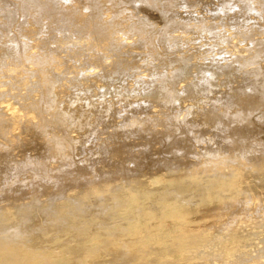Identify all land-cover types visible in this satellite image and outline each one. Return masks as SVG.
Instances as JSON below:
<instances>
[{"label": "bare ground", "instance_id": "bare-ground-1", "mask_svg": "<svg viewBox=\"0 0 264 264\" xmlns=\"http://www.w3.org/2000/svg\"><path fill=\"white\" fill-rule=\"evenodd\" d=\"M66 1L0 0L1 133L21 130L0 147V264H264V145L226 142L260 135L264 43L235 15L193 18L230 4L264 24V0H131L162 24L142 10L126 31Z\"/></svg>", "mask_w": 264, "mask_h": 264}, {"label": "rangeland", "instance_id": "rangeland-1", "mask_svg": "<svg viewBox=\"0 0 264 264\" xmlns=\"http://www.w3.org/2000/svg\"><path fill=\"white\" fill-rule=\"evenodd\" d=\"M98 4L101 8H103V10L105 12H107L105 15L109 16V18H112V16H114L113 20L115 22H118V23H122L121 25V30L122 31H126L128 30L127 27L130 25V19L131 17H129L130 15H133L135 16V14L137 13H140L142 10H144V12H141L140 15L142 16H146L148 17L149 21L150 22H153L155 25L157 24H162V21H161V18L159 16V14L155 11L154 8H151V7H146L144 5H138V9L139 11L136 9L137 6H135V3H130L131 0H123L125 1L126 3H119L120 1L122 0H98ZM163 2H171V4L175 5L173 3L174 0H162ZM62 6L64 7V12L62 13V15H65V17H74L77 21H80V22H83V21H89V15L91 14V1L90 0H69V1H66V2H62ZM103 4V5H102ZM141 6V7H140ZM234 5H231L230 4H226V7L224 8V11L223 10H218L217 8H213L212 10H201V5L200 3H197L195 4V9L198 10L200 13L196 16H193V18H195V21L197 20V22H201L203 20H208L209 18H212V17H215V21H219V22H223L224 20H226V18L229 16V15H235L237 18H239L243 23L246 24V27L251 31L252 33V36L253 37H256L259 41L263 42L264 43V24L261 23V21H259L258 19H260V15L259 14H256V13H253V14H239L237 9H234L233 8ZM74 8V9H73ZM141 8V9H140ZM106 9V10H105ZM125 9V10H123ZM120 10H123V12H120ZM18 17V18H17ZM20 16H16L15 20H17V22L14 20L10 26V33L13 32V29L16 28V26H18L17 24H20V22L22 21V17ZM236 21V20H235ZM135 22V21H134ZM15 23V24H14ZM15 27H14V26ZM229 29V28H228ZM224 30L222 29V31L226 34L228 31H229V34L233 35L234 31L237 30L236 28H233V27H230L229 30ZM242 30V29H241ZM239 34L241 33H244V31H238ZM47 32L45 31V34ZM228 34V33H227ZM238 34V33H236ZM47 35V34H46ZM204 43V42H203ZM60 56L63 58L66 53L65 51L63 52H60ZM62 54H64L62 56ZM256 64L257 66L259 67L258 69V73H256L255 75L251 74L250 78H249V81H254V82H260V81H264V55H262V53H260V56H258L256 58ZM83 66V65H82ZM85 66V65H84ZM83 66V67H84ZM87 71V70H86ZM120 81H118V79L116 78L115 79V76H114V81L113 83L115 82V86H117L120 82H122L121 79H119ZM116 83H118L116 85ZM119 86V85H118ZM101 90V89H99ZM113 95V94H111ZM110 94L107 95L108 97L111 96ZM262 95L260 94V92H252L251 93V96H250V99H251V103L253 105H255L257 102H260L257 100V98ZM115 99V97H113V100ZM264 103V101L262 102ZM262 109H264V104L261 106ZM153 116L155 117H152L151 120H154L159 118V115H157L156 113H152ZM164 114H160V117H163ZM172 116V114H171ZM255 117V116H254ZM162 118H159V120L164 123L162 120ZM252 125L253 127H257L260 129V135L259 136H253V134L247 130H245L241 125L239 126V128H234L232 126H230V128H228V140L226 141L227 142V145L231 148V149H238V148H245V147H248L250 146V140H251V137H257L259 140L254 142L253 143V147L255 149L258 150V148H260L261 146L264 145V121H257L255 120V118H252ZM172 123V122H171ZM179 121L178 120H174L173 119V125H171V127L174 128H179V125H178ZM165 124V123H164ZM236 124V123H235ZM234 125V123H233ZM11 126H9V123L8 122H3V121H0V134H2V130H5L8 132L9 134V128ZM134 128H138V127H135ZM232 128H234L235 130L232 131ZM30 130L32 132H35L36 130H38V128L36 126H33L30 128ZM180 131V130H179ZM177 131V133L179 132ZM121 132V129H118V130H115V133L116 134H119L115 137H111V138H114L116 139L117 137L120 138L122 137L123 135L120 134ZM233 132L235 134H233ZM18 136H9L6 134L5 135H0V147L1 146H8L10 145V140L9 138H15V139H18L19 138V135L21 133V130H16L15 132ZM232 133V135H231ZM231 135V136H230ZM135 138V134L131 135V140ZM80 139V137L78 138V140ZM148 142L147 144H156L157 142L151 138L147 139ZM145 140V141H147ZM144 142V141H143ZM257 144H260V145H257ZM88 146V144H86ZM137 148H134L133 150H136ZM235 151V150H234ZM233 150L231 151L230 155H232V153L234 152ZM75 153V151H74ZM84 154V153H83ZM175 154H171L170 152H166L165 153V156L164 158L166 159H169V160H175L173 159V156ZM75 158H77L75 156ZM154 160H159V157L155 155V158ZM160 165L159 163H156V166ZM248 170H251V168H246Z\"/></svg>", "mask_w": 264, "mask_h": 264}]
</instances>
